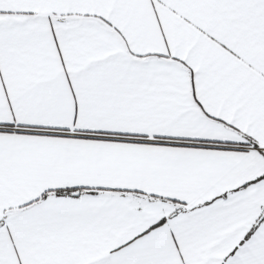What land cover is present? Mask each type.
<instances>
[{
	"label": "snow or ice",
	"instance_id": "6c2138e0",
	"mask_svg": "<svg viewBox=\"0 0 264 264\" xmlns=\"http://www.w3.org/2000/svg\"><path fill=\"white\" fill-rule=\"evenodd\" d=\"M0 264H264V0H0Z\"/></svg>",
	"mask_w": 264,
	"mask_h": 264
}]
</instances>
